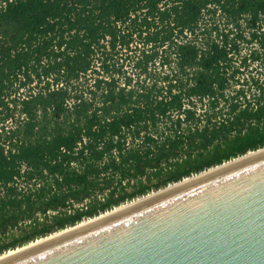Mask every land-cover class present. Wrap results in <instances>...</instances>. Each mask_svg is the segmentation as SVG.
Returning a JSON list of instances; mask_svg holds the SVG:
<instances>
[{"label":"trees","instance_id":"trees-1","mask_svg":"<svg viewBox=\"0 0 264 264\" xmlns=\"http://www.w3.org/2000/svg\"><path fill=\"white\" fill-rule=\"evenodd\" d=\"M209 3L239 29L264 11V0H0V253L264 146V98L239 107L224 97L225 48L211 43L198 56L194 44L173 41ZM161 47L164 61L175 54L178 75L131 84L124 63L139 76ZM88 73L85 98L73 91ZM190 96H208L211 110L228 101L226 116L199 124L182 110ZM181 111L193 127L181 125ZM14 113L24 118L5 129Z\"/></svg>","mask_w":264,"mask_h":264},{"label":"water","instance_id":"water-1","mask_svg":"<svg viewBox=\"0 0 264 264\" xmlns=\"http://www.w3.org/2000/svg\"><path fill=\"white\" fill-rule=\"evenodd\" d=\"M200 172L0 264H264V146Z\"/></svg>","mask_w":264,"mask_h":264},{"label":"built area","instance_id":"built-area-1","mask_svg":"<svg viewBox=\"0 0 264 264\" xmlns=\"http://www.w3.org/2000/svg\"><path fill=\"white\" fill-rule=\"evenodd\" d=\"M214 12L208 11V9H214ZM239 24L241 25L240 29L234 26L232 23H226L225 17L222 15L219 8L214 4H207L205 8L201 10V16L198 20L197 27L194 30L184 29L180 34L173 35L174 43H185L190 42L194 44L197 48L198 56L201 52L207 49V46L211 43L217 44L219 47L223 46L227 51V59L229 67L225 68V76H228L227 83L223 87L224 97L230 101H236L239 104V107H244L247 104V101L250 102L251 106L256 107L254 99L260 95L264 98V48L261 47L260 39L264 36V11L258 14V19L256 21L255 27L249 28L246 25L245 20L240 19ZM251 32L256 34V37L252 38ZM239 33L242 37H239ZM227 34V41L224 42V35ZM136 44V43H135ZM134 45V44H133ZM138 46L140 44H137ZM132 46V45H131ZM165 47V46H163ZM174 46H172L173 48ZM161 49H159V54L146 65V71L141 73L138 76L139 70L133 67L132 63H124L123 70L126 72V75H129L132 78L131 84H134L137 77L145 78L146 84H150L158 76L164 74L176 73V56L174 53L169 55L167 61H164L161 54ZM252 52L258 53L259 57L256 59L252 58ZM124 55H122L123 57ZM122 57L118 58L121 62ZM235 70L234 76L230 77L231 72ZM188 76L189 85L192 84L190 68H186ZM178 75V72L176 73ZM86 81L84 82V77H81L78 81H81L79 87L81 90H74L73 92L82 93L83 97H89L88 86L92 87L94 80L91 75L88 73L86 76ZM101 77V76H99ZM50 82V88H53L51 79L48 78ZM175 81V80H172ZM84 82V83H83ZM121 82V80H120ZM158 84L162 85V92L165 93L166 84L164 82L158 81ZM165 84V85H164ZM62 82H59L55 86H61ZM33 91L34 83H31L30 86L20 87L16 96H24L29 93V89ZM175 88H172V92H176ZM12 97V96H10ZM159 95L158 98H160ZM74 100L72 98L66 99V104L68 107H71ZM225 104H228V101L220 100L217 107L211 110L209 108L208 96H190L189 98L182 99V110L191 109L194 111L195 116L200 120L199 124L206 122L207 116H210L211 121H219L224 116H226L227 108ZM224 106V107H223ZM213 114V115H212ZM172 117H177V114L172 113ZM181 120V125L186 126L187 124L194 126L193 120L185 121L184 113L178 115ZM24 118L23 114L18 115L14 113L13 117L6 119L3 123L5 129L13 128L17 120H22ZM164 124L158 122V129L162 131ZM1 130V123H0ZM172 130L165 129L161 136L171 135ZM143 136V133H140ZM157 136V134H156ZM138 141V140H136ZM7 148V146H5Z\"/></svg>","mask_w":264,"mask_h":264},{"label":"bare ground","instance_id":"bare-ground-1","mask_svg":"<svg viewBox=\"0 0 264 264\" xmlns=\"http://www.w3.org/2000/svg\"><path fill=\"white\" fill-rule=\"evenodd\" d=\"M249 153H251V152H249ZM248 154V153H247ZM201 173V172H200ZM193 175H196V174H193ZM193 175H191V176H193ZM191 176H188V177H186V178H189V177H191ZM186 178H184V179H186ZM183 179V180H184ZM182 181V180H181ZM170 185H172V184H170ZM169 185V186H170ZM153 192H155V191H153ZM153 192H149L147 195H149V194H151V193H153ZM139 197V196H138ZM142 197H144V196H142ZM142 197H139V198H142ZM139 198H135V199H132V200H130V201H127V202H125V203H123V204H120V206H116V207H114V208H112V209H110V210H107V211H104V212H102V213H100V214H98V215H96V216H94V217H90V218H87V219H85L84 221L82 220V221H80V222H78L76 225H74V226H77V225H79V224H82V223H84V222H86V221H89V220H91V219H94V218H96V217H98V216H101V215H103V214H105V213H108V212H110V211H112V210H115V209H117V208H119V207H121V206H124V205H126V204H128V203H130V202H133V201H135V200H137V199H139ZM74 226H72V227H74ZM72 227H66V228H63L62 230L60 229L59 231H55V233L54 234H57V233H59V232H62V231H64V230H67V229H69V228H72ZM54 234H51L50 236H52V235H54ZM49 237V236H48ZM47 238V237H46ZM42 239H44L43 237H41L40 239L39 238H37V240L36 241H31V242H29V243H26V244H24L23 246H20V247H17V248H15V249H12V250H7L6 252H4V253H2V254H0V257L1 256H3V255H6V254H8V253H11V252H13V251H15V250H18V249H20V248H23V247H25V246H27V245H30V244H32V243H34V242H37V241H39V240H42Z\"/></svg>","mask_w":264,"mask_h":264},{"label":"flooded vegetation","instance_id":"flooded-vegetation-1","mask_svg":"<svg viewBox=\"0 0 264 264\" xmlns=\"http://www.w3.org/2000/svg\"><path fill=\"white\" fill-rule=\"evenodd\" d=\"M241 110H242V109H241V108H239V112H240ZM237 111H238V110H237ZM216 122H219V121H216ZM210 123H211V122H210ZM210 123H209V125L207 124L209 127H211V126H212V124H210ZM251 123L253 124V123H255V122H253V121H252ZM218 125H219V123H218Z\"/></svg>","mask_w":264,"mask_h":264},{"label":"rangeland","instance_id":"rangeland-1","mask_svg":"<svg viewBox=\"0 0 264 264\" xmlns=\"http://www.w3.org/2000/svg\"><path fill=\"white\" fill-rule=\"evenodd\" d=\"M150 192H151V191H150ZM148 193H149V192H148ZM137 198H139V197H137ZM125 202H127V201H125ZM125 202H123V203H125ZM123 203H122V204H123ZM84 220H85V219H84ZM84 220H83V221H84ZM33 241H34V240H33ZM0 254H2V253H0Z\"/></svg>","mask_w":264,"mask_h":264}]
</instances>
